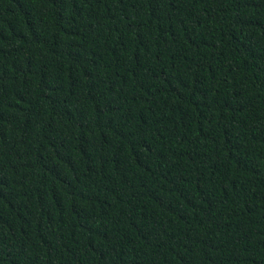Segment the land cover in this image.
Wrapping results in <instances>:
<instances>
[{
  "label": "trees",
  "instance_id": "1",
  "mask_svg": "<svg viewBox=\"0 0 264 264\" xmlns=\"http://www.w3.org/2000/svg\"><path fill=\"white\" fill-rule=\"evenodd\" d=\"M0 264H264V0H0Z\"/></svg>",
  "mask_w": 264,
  "mask_h": 264
}]
</instances>
